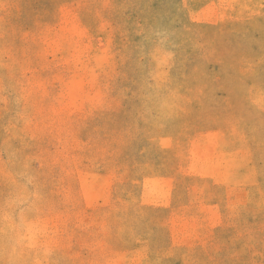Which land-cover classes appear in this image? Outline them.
Returning a JSON list of instances; mask_svg holds the SVG:
<instances>
[{"label":"rangeland","instance_id":"obj_1","mask_svg":"<svg viewBox=\"0 0 264 264\" xmlns=\"http://www.w3.org/2000/svg\"><path fill=\"white\" fill-rule=\"evenodd\" d=\"M0 264H264V0H0Z\"/></svg>","mask_w":264,"mask_h":264}]
</instances>
